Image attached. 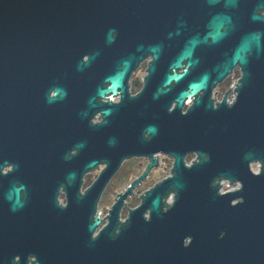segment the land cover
<instances>
[{"label":"water","instance_id":"obj_1","mask_svg":"<svg viewBox=\"0 0 264 264\" xmlns=\"http://www.w3.org/2000/svg\"><path fill=\"white\" fill-rule=\"evenodd\" d=\"M257 10L264 0H0V99L3 83L19 82L23 107L41 113L65 95L57 79L73 80L76 92L67 137L76 143H49L43 123L38 143H24L29 154L33 144L38 187L51 191L36 217L32 264H264V15ZM148 55L143 86L129 96L126 81ZM236 64L234 101L213 105L212 87ZM116 94L119 102L96 101ZM96 112L102 120L91 123ZM157 152L172 158L170 174L120 221L122 199L156 165ZM190 153L195 159L186 161ZM131 156L147 157V166L93 235L96 201ZM100 162L87 191L58 205L57 187L74 180L77 187ZM221 180L237 186L220 192ZM8 198L18 204L16 193Z\"/></svg>","mask_w":264,"mask_h":264},{"label":"flooded vegetation","instance_id":"obj_2","mask_svg":"<svg viewBox=\"0 0 264 264\" xmlns=\"http://www.w3.org/2000/svg\"><path fill=\"white\" fill-rule=\"evenodd\" d=\"M257 13L264 15V10H257ZM86 58V55L83 56V60ZM150 61L151 56H146L130 73L126 81L129 96L136 95L142 88ZM240 75V68L236 64L230 73L212 87L210 99L213 105L219 103L223 98L228 104L234 101L236 94L234 88ZM72 83L74 81L68 78L57 79V84L63 87L65 95L63 98L51 102L48 111L41 113L33 108L23 107L19 82H15L14 85L7 86L5 83L2 85L0 99V264H32L38 259V248L33 244V240L36 238L35 226L39 224L36 217L39 210L49 204L51 191L38 187L37 159L33 151V144H31L29 154L24 148V143H38L36 131L40 123H43L51 131L52 141L49 143L77 142L67 139L71 129L70 110L74 108L72 98L76 95V92L72 91ZM7 87L10 89V96L6 90ZM53 93L54 88H51L48 95L52 97ZM120 99L121 95L116 94L111 98H98L96 101L116 103ZM101 120V115L96 112L90 122L97 123ZM74 152L75 150H71L68 155ZM191 155L195 156L193 153L187 154L185 160ZM154 156L156 165L152 166L122 199L119 208L120 221L126 217L129 209L134 208L140 202L141 196L158 182L140 192L137 204L132 202L137 189L147 183L152 175L162 170V159L172 160L163 152L154 153ZM131 159H135V162L133 160L131 163ZM147 163L148 158L145 156H131L121 160L96 201L93 216L98 214L100 224L93 235L107 222L109 211L117 201L119 194L124 193L130 184L139 178ZM104 167L105 163L100 162L94 168L84 171L77 178L79 181L77 187L75 180L72 182V186L67 188L59 185L56 189L57 204L66 205L67 194L76 192L83 195ZM15 193L18 204L13 205V200L8 196L13 198ZM123 211H125L124 216L122 215Z\"/></svg>","mask_w":264,"mask_h":264},{"label":"rangeland","instance_id":"obj_3","mask_svg":"<svg viewBox=\"0 0 264 264\" xmlns=\"http://www.w3.org/2000/svg\"><path fill=\"white\" fill-rule=\"evenodd\" d=\"M193 157V155H191L190 157L187 158L186 161H189L191 158ZM135 159H131V163L132 161ZM162 170L158 171V173L152 175V177L148 180L147 183H145L144 185L140 186L137 191L134 193L132 202L134 204H137V202L139 201V194L140 192L145 189L146 187L151 186L153 183L159 181L160 179H162L163 177L167 176L170 174V169H171V164H172V160H168V159H162ZM254 167V166H253ZM122 215H125V211H123Z\"/></svg>","mask_w":264,"mask_h":264},{"label":"built area","instance_id":"obj_4","mask_svg":"<svg viewBox=\"0 0 264 264\" xmlns=\"http://www.w3.org/2000/svg\"><path fill=\"white\" fill-rule=\"evenodd\" d=\"M191 159H195V156L192 157ZM190 159V160H191ZM252 168L254 169V167L252 166ZM237 186V184H229V182L227 180H221L220 181V192H226L229 191L231 189H234ZM170 200V197L167 199V202Z\"/></svg>","mask_w":264,"mask_h":264}]
</instances>
